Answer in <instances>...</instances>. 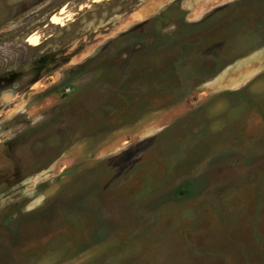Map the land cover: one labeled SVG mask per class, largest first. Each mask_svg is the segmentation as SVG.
I'll return each instance as SVG.
<instances>
[{
    "label": "rangeland",
    "instance_id": "obj_1",
    "mask_svg": "<svg viewBox=\"0 0 264 264\" xmlns=\"http://www.w3.org/2000/svg\"><path fill=\"white\" fill-rule=\"evenodd\" d=\"M260 6L0 0V264H264Z\"/></svg>",
    "mask_w": 264,
    "mask_h": 264
},
{
    "label": "flooded vegetation",
    "instance_id": "obj_2",
    "mask_svg": "<svg viewBox=\"0 0 264 264\" xmlns=\"http://www.w3.org/2000/svg\"><path fill=\"white\" fill-rule=\"evenodd\" d=\"M245 10L246 11H244L242 14H238V13H236L235 12V10L234 11H231V12H229V15L232 17V18H240V17H246V18H250V17H252L251 16V14L253 13L252 11H251V9H249L248 10V8H245ZM263 10H264V8H263ZM216 13V11L215 12H213V13H211V14H208V15H206L203 19H198L197 21H190V23L192 24V22H195V23H197V25H199L200 23H202L204 20H205V23H204V25L206 24V26H209V27H211V28H213L214 27V23L213 24H211V25H208L209 23L208 22H206V19H208L209 17H211L212 15H214ZM229 17V16H228ZM226 18V17H225ZM217 19H219V18H217ZM217 19H215V20H217ZM222 19H224V17L222 16ZM186 18L184 19V24H183V32H182V34H183V38L186 40V41H189L190 40V38H191V36H190V34H191V31H190V29H189V26L191 25L190 23H186ZM212 22H215L214 20H211ZM211 21H209L210 23H212ZM203 25V26H204ZM208 28V27H207ZM218 28V27H217ZM217 28H215V29H217ZM198 32H200V31H198ZM216 32L217 31H214V33L215 34H213V33H210V34H208L207 35V37H205L206 39H209V37H212V36H214V35H216ZM198 34H200V33H198ZM168 36H171L170 34L168 35ZM172 37V36H171ZM170 37V40H172V38ZM182 40V39H181ZM200 40V39H199ZM198 40V41H199ZM183 41V40H182ZM186 41H184V42H180V41H177V44L176 45H179V50L181 51V53H182V51L184 50V47H185V49H188V44H187V42ZM175 43V42H174ZM214 45H215V43H212L210 46H209V48L211 49L212 47L211 46H213L214 47ZM201 49V48H200ZM41 60H43V59H41ZM40 60V61H41ZM197 64V67L198 68H200V69H202L203 68V66H201L200 64V62L199 63H196ZM195 64V65H196ZM214 64H216V63H208V65H206V67L204 68V69H207V67H210V66H212V65H214ZM20 73V72H19ZM13 74V75H12ZM17 77V71H14V72H12V71H9L8 73H1L0 74V98H1V91H3L6 87H8L10 84H11V82H12V80L13 79H15ZM0 106H1V103H0ZM10 108H8L7 110H9ZM0 110H1V108H0ZM2 115V113H0V116ZM7 167H3V166H0V183H2V181H3V179H6L5 177H8L9 175H11L10 174V170L12 169V168H15L13 165H11L10 167H9V169H6Z\"/></svg>",
    "mask_w": 264,
    "mask_h": 264
},
{
    "label": "bare ground",
    "instance_id": "obj_3",
    "mask_svg": "<svg viewBox=\"0 0 264 264\" xmlns=\"http://www.w3.org/2000/svg\"><path fill=\"white\" fill-rule=\"evenodd\" d=\"M66 8L67 6L66 5H63L61 6L60 10L57 11V12H54L53 15H52V19L54 20V22L56 23H60V22H64L65 20V13H66ZM41 36L38 32H32L29 34V38L28 40H30L34 45H37L40 43L41 41Z\"/></svg>",
    "mask_w": 264,
    "mask_h": 264
},
{
    "label": "crops",
    "instance_id": "obj_4",
    "mask_svg": "<svg viewBox=\"0 0 264 264\" xmlns=\"http://www.w3.org/2000/svg\"><path fill=\"white\" fill-rule=\"evenodd\" d=\"M263 8H264V6H262V7L260 6V10H263Z\"/></svg>",
    "mask_w": 264,
    "mask_h": 264
}]
</instances>
